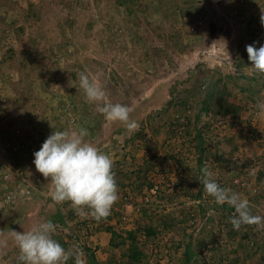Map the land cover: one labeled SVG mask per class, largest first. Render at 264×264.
Here are the masks:
<instances>
[{
  "label": "rangeland",
  "instance_id": "obj_1",
  "mask_svg": "<svg viewBox=\"0 0 264 264\" xmlns=\"http://www.w3.org/2000/svg\"><path fill=\"white\" fill-rule=\"evenodd\" d=\"M262 9L264 0H0V230L50 219L84 264H264V228L234 230V209L204 191L201 173L206 165L264 216V74L246 52L264 45ZM81 71L106 101L133 109L138 130L87 101ZM79 128L114 161L119 200L101 221L52 201L33 164L54 130ZM17 257L9 239L0 264Z\"/></svg>",
  "mask_w": 264,
  "mask_h": 264
},
{
  "label": "clouds",
  "instance_id": "obj_2",
  "mask_svg": "<svg viewBox=\"0 0 264 264\" xmlns=\"http://www.w3.org/2000/svg\"><path fill=\"white\" fill-rule=\"evenodd\" d=\"M260 20L264 25V9ZM256 43L246 45L248 60L257 73L264 74V45L257 48ZM76 75L87 101L95 103L100 114L109 121L121 122L129 131L139 129V123L131 118L133 109L130 106L106 101L107 92L101 85L90 80L84 71ZM258 107L264 110V103ZM87 136L88 131L84 128L54 130L33 153V164L50 181L52 201L57 204L68 202L78 216H91L101 221L111 214L119 200V188L113 159L88 142ZM201 173L204 191L217 204H227L234 209L229 217L234 230L239 231L243 225L264 228V216L253 214L248 200L217 183L206 165ZM55 233L56 225L50 219L40 221L26 231L11 229L5 235L0 230V249L6 248L11 239L18 249L17 264H68L69 260L74 264H84L83 248L74 243L65 249L54 238Z\"/></svg>",
  "mask_w": 264,
  "mask_h": 264
},
{
  "label": "built area",
  "instance_id": "obj_3",
  "mask_svg": "<svg viewBox=\"0 0 264 264\" xmlns=\"http://www.w3.org/2000/svg\"><path fill=\"white\" fill-rule=\"evenodd\" d=\"M191 29L194 31V27H191ZM158 186L157 185H153L152 187H150V189L148 190L147 194L144 196V200L145 201H149V197L151 195H155L157 192Z\"/></svg>",
  "mask_w": 264,
  "mask_h": 264
},
{
  "label": "trees",
  "instance_id": "obj_4",
  "mask_svg": "<svg viewBox=\"0 0 264 264\" xmlns=\"http://www.w3.org/2000/svg\"><path fill=\"white\" fill-rule=\"evenodd\" d=\"M119 4H121V3H123L125 0H116ZM150 187H152V186H150ZM157 191H158V189H157ZM157 193V192H156ZM156 195V194H155ZM131 253H132V251H131ZM133 256L132 257H134V253L132 254ZM92 258V257H91ZM92 262L94 261V259H92L91 260ZM186 262V261H185Z\"/></svg>",
  "mask_w": 264,
  "mask_h": 264
}]
</instances>
